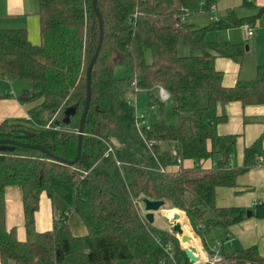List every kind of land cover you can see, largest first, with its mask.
<instances>
[{"label":"trees","instance_id":"1","mask_svg":"<svg viewBox=\"0 0 264 264\" xmlns=\"http://www.w3.org/2000/svg\"><path fill=\"white\" fill-rule=\"evenodd\" d=\"M38 2L39 43L30 40L25 28H0V79L29 83L30 88L18 96L22 104L40 100L31 105L26 121H0V138L42 144L55 155L73 160L87 97V68L100 39L99 17L93 0ZM216 3L96 1L104 20V38L92 69L80 159L62 163L25 146L0 151L2 264H200L190 260L173 228L147 220L140 209L145 198L164 200L170 210L182 211L197 238L203 227L227 228L248 217L245 207H220L217 189L237 187L243 173L264 162L262 137L246 147L243 166L232 165L236 136L218 134L208 115L218 103L264 104V62L253 78L227 86L216 60L222 57L242 64L246 44L210 40L208 35L246 22L254 26L264 7L249 17L226 9L201 27L189 22L190 15L212 13ZM242 6H255L254 0H243ZM148 50L151 60H147ZM127 62L133 75L116 77L115 68ZM135 80L150 105L159 106V120L150 128L137 124L129 102ZM162 88L174 102L175 123L165 118ZM71 106L76 109L71 122L58 124ZM178 159L181 163L193 159L195 165L173 169ZM204 159L215 164L203 167ZM9 186L22 191L25 240L6 224ZM44 192L51 199L61 196L81 217L87 234H75L65 212L53 218L49 230H39L37 212ZM251 211L264 219V202ZM184 245L195 246L192 241ZM220 252L222 263L264 264L256 246L235 251L222 246Z\"/></svg>","mask_w":264,"mask_h":264},{"label":"crops","instance_id":"2","mask_svg":"<svg viewBox=\"0 0 264 264\" xmlns=\"http://www.w3.org/2000/svg\"><path fill=\"white\" fill-rule=\"evenodd\" d=\"M242 3L243 0H217L216 10L221 11L220 13L223 14L226 9H235L239 17H249L257 14L259 9L264 7V0H254L255 6L251 7H243ZM39 10L38 0H0V28H25L28 31L30 40L33 43H38L37 38L40 31ZM256 21L255 26H258L259 29L257 36H254L255 32L252 35H248L243 31L242 34L241 42L244 40L252 41L249 48L251 53L247 49L242 64L222 57L216 60V66L219 70H222L223 81L227 86L235 85L239 79L248 80L253 78L256 74L257 66L264 62V11L262 16ZM242 26L244 27V25ZM229 30L231 29L227 31L229 32ZM228 35H231V33L229 32ZM230 38L232 39H229L230 41H236L232 36ZM1 89H3V92ZM0 91V121L4 119H19L20 117H26L24 119H27L29 117L26 110H29L31 105L22 104L14 92L5 93L4 85H2ZM223 115H226L224 120L217 119ZM208 116L213 119L212 124L218 134L236 136L232 165L243 166L246 147L260 137H262L264 147V104L218 103L216 109ZM202 162L203 167L206 168H211L215 164L213 159H204ZM194 165L195 161L193 159H186L180 164V168L181 166L192 167ZM173 169H176V166H173ZM58 198H61V196L54 195L51 199L46 192L43 193L41 207L37 212V228L39 230H49L52 227L53 218L61 214L59 212L57 216L56 209L62 207L64 210V208L69 206L61 203ZM6 201L7 227L9 229L14 228L17 231V236L21 240H25V212L21 189L17 186L7 187ZM261 202H264L263 161L243 173L238 179L237 187H221L217 189V204L220 207L239 206L252 210L257 203ZM168 209L170 208L168 207ZM171 211L173 213L177 211L176 213L180 214V221L183 223L185 232L191 236L193 244L198 248L197 254L201 258L200 264H209V259L212 255L210 252H214V247L218 243L221 244L220 248L224 246L230 251L256 246L259 252L264 255V219L251 215L242 222L227 228L218 226L203 227L201 237L197 238L184 213L175 208L171 209ZM73 213L76 212L71 211L69 214L70 226L74 216ZM170 218L175 219L174 217ZM174 222H177V220ZM179 238L181 239V236ZM182 245H184V241H182ZM0 264H2L1 258ZM5 264L15 263L8 261Z\"/></svg>","mask_w":264,"mask_h":264},{"label":"rangeland","instance_id":"3","mask_svg":"<svg viewBox=\"0 0 264 264\" xmlns=\"http://www.w3.org/2000/svg\"><path fill=\"white\" fill-rule=\"evenodd\" d=\"M220 12L221 11L216 10L215 12H212V13L201 12L198 14L190 15L189 16V22L194 24V26H196V27H201V26H204V25L210 23L213 19L219 18V15H222V13H220ZM253 28H254L253 30L255 32L254 36H257L258 35L257 33L259 31L258 26H254ZM243 31H245L246 34H248L247 28H245L243 26H241V27L239 26V27H236V28L229 30L231 35H228L229 32L227 30H220V31H214V32L209 33L208 37L210 40H217V39L218 40H229V39H231L230 36H232L234 38V40H236L233 42L241 43ZM248 37H250V36H248ZM39 38H40V31L38 33V38H37L38 43L40 42ZM248 39L250 40V38H248ZM251 42L252 41H245V40L242 41V43H245L246 45H248L249 48H250ZM182 50H183L182 51L183 53L187 52V49H182ZM248 51H249V53H251L250 49ZM151 57H152V54L148 50L147 51V60H151ZM132 75H133L132 68H131V64L129 62H127L124 65H119L115 68V76L118 78L130 77ZM2 85H4L5 93L8 94V92H10V91H11V93L14 92L16 94L17 98H18V96H22V94H24V92L30 88L29 83L26 81H22V80L0 79V88H2ZM1 91L3 92V89H1ZM130 96H131L133 105L135 106V104H136V108H137L139 115L142 116L144 114L145 120L149 125L154 123V122H157L159 120V116H158L159 106L158 105H150L148 95L146 94L145 91L140 90V92H138L136 94L131 93ZM160 96H161V98H163V100H165V104H166L165 105V118H166V120L170 123H175L177 121V117L174 115V112H173V108H174L173 100L169 97H166V98L162 97L161 91H160ZM39 102H40V100H37L35 102L34 101L29 102L31 104H27V105H33L34 106ZM26 112L28 113V109L26 110ZM24 118H26V117H20L19 119H10V120L11 121H13V120H15V121H26L27 119H24ZM202 165H203V162H202ZM174 166H176V165H174ZM58 199H59V201H61V203L67 204L62 198H58ZM168 207H170V205H167L165 207V209H168ZM140 209H141V212L146 213L144 203H141ZM162 209L159 210L158 212H156L154 224L159 226V227L172 229L173 225H174L173 222L175 221V219L168 217L167 213H165V209L164 210H162ZM56 211H57V216L59 215L58 214L59 212H61V213L65 212V213H67L68 216L71 213V209L69 208V206L64 208V210L62 207H60V209L57 208ZM73 215L74 216H73V219L71 221V226L73 228L74 233L77 235H86L87 234V228L85 227L80 216L76 213H73ZM180 240H181V242L183 241L182 236H181ZM199 263H201V262H199ZM219 264H228V263L223 262V263H219Z\"/></svg>","mask_w":264,"mask_h":264},{"label":"water","instance_id":"4","mask_svg":"<svg viewBox=\"0 0 264 264\" xmlns=\"http://www.w3.org/2000/svg\"><path fill=\"white\" fill-rule=\"evenodd\" d=\"M96 1L97 0H93V6H94V9L96 11V14L99 17L100 39H99V43L97 45L96 51H95L94 55L92 56L90 63L88 65V68H87V97H86V103L84 106V110L82 112L81 119H80V126H79V131H78V133H79L78 152H77L76 157L73 160H66L60 156L55 155L46 146H44L42 144L24 142V141L14 139V138H0V151H6V150L10 149L11 145L25 146V147L40 150V151L46 153L48 156L55 159L56 161L62 162V163L74 164L80 159L81 150H82V138L84 135V126H85V122L87 119V114H88V110H89L90 102H91V97H92V69H93V66L97 60L99 51H100L101 46H102L103 38H104V28H103L104 20H103L102 13L100 12V10L96 4ZM246 49H249L248 45H246ZM75 112H76L75 107H73V106L69 107L66 110V116L63 119L58 120V124H69L71 122V116L74 115ZM143 203L145 205L146 218L150 223H153L155 221L156 212H158L162 208L165 209V207L167 206V204L165 203L164 200H154V199H149V198H145L143 200ZM247 215L251 216L252 211L248 210ZM179 217H180V214L176 213L175 218H179ZM173 233L176 234L178 237H179L178 234H184V229H183V225L181 222L177 221L173 225ZM183 240L184 241H192V238H191V236L184 234ZM183 248L186 250L188 257L190 258V260L192 262H194V263L200 262L201 258L197 254L198 248L196 246H191L189 248L183 247Z\"/></svg>","mask_w":264,"mask_h":264},{"label":"built area","instance_id":"5","mask_svg":"<svg viewBox=\"0 0 264 264\" xmlns=\"http://www.w3.org/2000/svg\"><path fill=\"white\" fill-rule=\"evenodd\" d=\"M212 11H213V12L216 11V5H213V6H212ZM215 19H218V18H215ZM254 26H255V25H254ZM254 26L251 25V24L248 23V22H246V23L244 24V27L248 29V35H252V34L254 33V30H253V29H254V28H253ZM132 86H133V88H134V93H135V94L138 93V92L140 91V89H139L138 86H137V81H136V80L132 82ZM132 94H133V93H132ZM161 94H162V97H164V98L169 97V94H168L167 91L164 90L163 88L161 89ZM162 99H163V98H162ZM129 102H130V104H131L132 106H134L133 103H132V99H131V97H129ZM134 109H135V113H136L137 124H138L139 126H141V125H146L147 128H150L151 125H149V124L146 122L144 114H143L142 116L139 115V113H138V111H137V108H136V104H135V106H134ZM110 150H112V148H110ZM117 163L120 165V162H119V161H118ZM180 164H181V161H180V159H178V162L176 163V169H177V170L180 169ZM164 170H165L164 168H161V169H160V171H164ZM220 245H221V244L218 243V245H216V246L214 247V252H213V254L211 255V257H210V259H209V264H218V263H221V262H222L223 257H222L221 252H220Z\"/></svg>","mask_w":264,"mask_h":264},{"label":"bare ground","instance_id":"6","mask_svg":"<svg viewBox=\"0 0 264 264\" xmlns=\"http://www.w3.org/2000/svg\"><path fill=\"white\" fill-rule=\"evenodd\" d=\"M165 213H167L168 217H174V218H175V213H173L170 209H165ZM175 220H177L178 222H181V221H180V217H179V218H175ZM181 223H182V222H181ZM182 225H183V223H182ZM183 229H184V234H185V235H188V234L185 232V228H184V226H183ZM184 234H178V235L183 237ZM183 241H184V240H183ZM185 242H188V241H185ZM183 247H185V248H189L188 246H185V245H183Z\"/></svg>","mask_w":264,"mask_h":264}]
</instances>
